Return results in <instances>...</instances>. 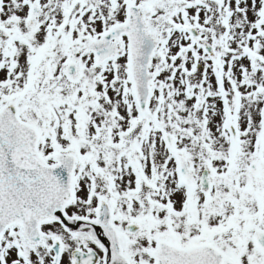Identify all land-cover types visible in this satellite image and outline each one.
I'll use <instances>...</instances> for the list:
<instances>
[{
    "label": "snow or ice",
    "instance_id": "1",
    "mask_svg": "<svg viewBox=\"0 0 264 264\" xmlns=\"http://www.w3.org/2000/svg\"><path fill=\"white\" fill-rule=\"evenodd\" d=\"M0 264H264V0H0Z\"/></svg>",
    "mask_w": 264,
    "mask_h": 264
}]
</instances>
